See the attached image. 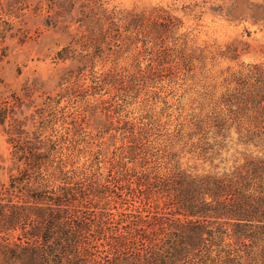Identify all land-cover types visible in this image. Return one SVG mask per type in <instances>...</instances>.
I'll use <instances>...</instances> for the list:
<instances>
[{
	"label": "trees",
	"instance_id": "1",
	"mask_svg": "<svg viewBox=\"0 0 264 264\" xmlns=\"http://www.w3.org/2000/svg\"><path fill=\"white\" fill-rule=\"evenodd\" d=\"M178 1L0 0V70L35 22L69 37L57 90L0 78V264H264V60Z\"/></svg>",
	"mask_w": 264,
	"mask_h": 264
},
{
	"label": "rangeland",
	"instance_id": "2",
	"mask_svg": "<svg viewBox=\"0 0 264 264\" xmlns=\"http://www.w3.org/2000/svg\"><path fill=\"white\" fill-rule=\"evenodd\" d=\"M172 0H108V6L118 8L143 7L154 4H167ZM185 4H195L194 10L183 11ZM264 4V0H180L174 6L175 14L183 18L185 26L191 30L192 38L197 44H225L232 41L240 42L243 49L238 62L264 60L258 49L264 45V21L255 22L264 15V11L256 6ZM28 36L19 42L17 38L7 41V55L2 60L0 78L2 93L10 88L23 92L24 84L38 78L43 83L38 86L39 93L43 90L52 92L58 89L56 82L69 62L55 65L52 57L55 51L65 44L69 37L57 29L45 27L35 22L28 30ZM224 62L223 64H226ZM235 64V62L233 63ZM55 90V91H56ZM10 145L0 127V180L7 179L2 167L8 165Z\"/></svg>",
	"mask_w": 264,
	"mask_h": 264
}]
</instances>
